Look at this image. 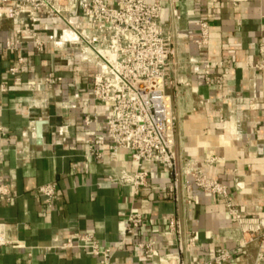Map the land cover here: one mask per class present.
Here are the masks:
<instances>
[{
    "label": "crops",
    "instance_id": "crops-1",
    "mask_svg": "<svg viewBox=\"0 0 264 264\" xmlns=\"http://www.w3.org/2000/svg\"><path fill=\"white\" fill-rule=\"evenodd\" d=\"M200 19L208 20L209 37L198 50L189 36ZM162 20L176 47L167 92L176 116L177 163L190 158L208 177L226 185L241 215H264V69L253 67L264 62V0H162ZM17 28L11 20L0 19V125L6 137L0 145V182L11 193L9 202L0 201L7 241L0 245V264H97L88 250L48 249L61 237L85 232L113 249V264H165L119 242L128 214L139 212L144 221L137 239L151 240L159 254L168 253L157 233L167 230L166 216L178 213V205L166 194L170 171L144 163L148 185L138 196L128 185L109 182V143L102 146L100 159L85 158L87 139L105 134L109 116L92 98L93 68L77 61L68 65L64 57L76 53L70 49L47 43L43 52L36 51L30 36L17 33ZM9 39L20 41L16 50L3 48ZM197 52L198 62L188 63V55ZM20 56L21 70L11 76L8 70ZM203 61L212 66L209 83L204 81ZM48 74L52 78L45 83ZM65 103L74 107L64 108ZM95 113L96 123L84 125L83 117ZM38 121L43 122L41 142L28 140L23 133L32 128L36 133ZM60 125L69 136L65 143L53 136ZM21 152L31 156L22 158ZM118 161L135 168L128 151H120ZM44 183L56 187L51 207L38 192ZM188 197L192 202L184 226L198 239L191 262L224 246L235 250L232 264H264L257 258L258 239L238 247L239 225L222 199L196 189ZM166 264H175V259Z\"/></svg>",
    "mask_w": 264,
    "mask_h": 264
},
{
    "label": "built area",
    "instance_id": "built-area-1",
    "mask_svg": "<svg viewBox=\"0 0 264 264\" xmlns=\"http://www.w3.org/2000/svg\"><path fill=\"white\" fill-rule=\"evenodd\" d=\"M9 19L18 26L16 32H25L32 40L34 49L43 52L47 43L54 49H70L75 54L64 59L79 63L82 67L93 68L91 75L92 98L108 113L105 134L87 139L88 153L100 159L102 146L107 141L112 152V170L107 176L109 182L128 185L134 195H139L148 185V171L142 169L144 163L162 166L170 171L171 181L166 194L178 205L177 214L166 216V231L157 233V239L169 249L167 254H159L151 240H139L136 230L144 217L131 211L126 220L125 231L120 244L130 243L144 256L162 260L175 259V264H232L235 250L216 247L206 258L191 262L192 251L198 247L194 231L186 230L191 199L189 193L196 189L201 193L214 195L223 200L232 221L239 225L237 245L240 248L259 240V260L264 261V215L250 217L241 215L232 202L228 187L216 179L208 177L192 159L185 158L180 166L174 151V129L176 116L171 98L167 92L170 85L168 73L176 47L166 31L162 20V0H115L107 4L105 0H0V19ZM197 31L189 39L198 50L207 45L209 22H196ZM19 40H6L5 50H16ZM200 53L188 55L190 64L198 62ZM23 64V57L17 58V65L9 68L15 76ZM204 81L209 83L212 66L203 61ZM252 66V65H250ZM264 69V62L253 65ZM52 78H44L47 83ZM16 80H19L16 78ZM77 97V93L74 94ZM74 105L65 103L64 108ZM99 113L86 114L83 124L96 123ZM28 140H34L33 128L24 132ZM56 141L67 142L69 136L64 126L53 131ZM6 139L0 125V145ZM125 150L134 169H128L118 161V154ZM30 153L22 158L30 157ZM44 203L51 207L56 199L54 183H44L38 187ZM11 193L7 184L0 182V201L9 202ZM180 203H184L179 207ZM4 225L0 223V245L7 241L3 235ZM77 248L88 250L97 257V264H113L114 251L102 247L93 233H77L61 237L48 249Z\"/></svg>",
    "mask_w": 264,
    "mask_h": 264
},
{
    "label": "water",
    "instance_id": "water-1",
    "mask_svg": "<svg viewBox=\"0 0 264 264\" xmlns=\"http://www.w3.org/2000/svg\"><path fill=\"white\" fill-rule=\"evenodd\" d=\"M42 121H38L36 124V139L38 142H41L42 139Z\"/></svg>",
    "mask_w": 264,
    "mask_h": 264
},
{
    "label": "bare ground",
    "instance_id": "bare-ground-1",
    "mask_svg": "<svg viewBox=\"0 0 264 264\" xmlns=\"http://www.w3.org/2000/svg\"><path fill=\"white\" fill-rule=\"evenodd\" d=\"M165 264H166V261H165Z\"/></svg>",
    "mask_w": 264,
    "mask_h": 264
}]
</instances>
